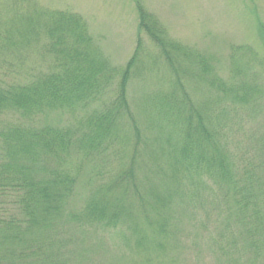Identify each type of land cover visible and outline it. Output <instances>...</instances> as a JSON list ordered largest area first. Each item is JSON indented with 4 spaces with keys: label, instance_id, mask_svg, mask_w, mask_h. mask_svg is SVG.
<instances>
[{
    "label": "trees",
    "instance_id": "16d2710c",
    "mask_svg": "<svg viewBox=\"0 0 264 264\" xmlns=\"http://www.w3.org/2000/svg\"><path fill=\"white\" fill-rule=\"evenodd\" d=\"M25 15L9 20L11 31H0V51L18 54L21 70L43 28L56 59L49 72L23 81L0 78V264H84L90 229L110 234L104 239H117L140 261L170 264L182 248L177 224L194 219L199 207L219 224V241L237 253L235 239L246 237L264 257V179L219 128L216 121L224 119L199 113L196 120L180 82L160 98H139L135 90L131 101L139 47L124 68H114L81 49L86 39L73 30L72 16ZM178 51L171 46L165 53L175 81L218 82L206 58L190 50L176 55L192 73L175 71ZM196 61L200 74L193 72ZM235 92L237 110L248 94ZM158 177H171L172 184L155 189ZM149 187L154 192L145 204Z\"/></svg>",
    "mask_w": 264,
    "mask_h": 264
},
{
    "label": "rangeland",
    "instance_id": "374dc122",
    "mask_svg": "<svg viewBox=\"0 0 264 264\" xmlns=\"http://www.w3.org/2000/svg\"><path fill=\"white\" fill-rule=\"evenodd\" d=\"M16 10L19 13L15 14ZM39 12L44 13V19L53 14L72 16L73 30L86 39V48L81 49H90L95 57L109 61L111 67L124 68L139 47L141 67H136L137 76L131 80L130 100H135V90H138L137 96L146 94L148 98H160L172 90L175 82H180L188 99L193 100L196 120L199 113L201 119L215 120L218 116L224 119L223 123L216 121L219 128L228 133L236 153H246V163L252 162L256 174L264 179V0H0V31H11L9 20L18 18L19 14L26 13L29 19ZM39 31L47 33L43 28ZM45 33L39 46L29 48L31 55L21 70L23 61L20 63L18 54L0 51V78L15 83L41 70L50 71L47 69H51L56 57L47 49L50 40ZM70 37L75 38L72 42L77 39L74 34ZM154 37L160 39L161 45ZM171 46L179 50L175 56L180 66L175 71L191 72L187 70L190 63L186 58L176 55L190 50L206 58V70L211 78L218 77V82L211 84L205 78L194 81L186 77L175 81L174 70L165 54L171 51ZM196 62L193 72L200 74L202 65ZM17 72L21 74L16 75ZM222 85L228 86L226 90L220 87ZM230 87H234L231 94ZM235 90L248 94L247 101L236 107L237 110L231 106V100L239 97ZM222 109H225L223 114ZM194 123L197 126V122ZM171 182V177L159 178L153 187L163 190ZM150 187L145 190V204L150 202V194L154 192ZM130 197L132 201L137 200L132 192ZM223 224L222 221L220 227ZM177 225L176 222L171 224L172 228L179 229L181 236L182 248L176 264H264L263 253L257 257L253 252L256 248L251 251L246 237L235 239L237 253L232 243L219 241V224L215 218H208L201 207L196 210L194 219L184 216ZM90 231L85 243L91 250L84 264H154L134 257L117 239H104L110 234L95 235L94 229ZM221 245L227 251H223ZM219 257L223 263L219 262Z\"/></svg>",
    "mask_w": 264,
    "mask_h": 264
}]
</instances>
